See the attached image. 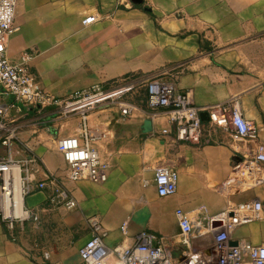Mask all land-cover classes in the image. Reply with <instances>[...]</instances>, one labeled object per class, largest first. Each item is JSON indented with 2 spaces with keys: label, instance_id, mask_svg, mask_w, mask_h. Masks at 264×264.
I'll list each match as a JSON object with an SVG mask.
<instances>
[{
  "label": "crops",
  "instance_id": "1",
  "mask_svg": "<svg viewBox=\"0 0 264 264\" xmlns=\"http://www.w3.org/2000/svg\"><path fill=\"white\" fill-rule=\"evenodd\" d=\"M15 22L19 30L8 42L10 60L17 63L21 54H34L30 71L54 97L66 100L95 85L159 75L189 92L202 110L239 108L264 144V0H143L141 5L132 0H18ZM128 100L135 107L128 117L104 105L89 118L98 134L94 146L111 166L109 180L101 185L66 177L58 142L77 134V116L62 120L45 110L37 122L38 114L30 113L35 123L20 132L14 158L37 157L39 179L58 177L78 208L50 207L48 190L32 194L26 204L39 212L41 223H27L12 241L0 221V264H83L79 252L92 238L88 220L93 216L104 225L106 247L113 250L133 244L143 231L176 239L178 211L200 235L209 219L225 210L227 197L237 204L258 201L264 208V163L256 161L257 142L208 120L201 145L180 143L163 134L171 130L166 112L149 119L145 88ZM24 111L14 113L16 121ZM146 121L152 123L150 133ZM246 164L254 172L248 183L236 170ZM159 168L178 171L175 195L158 196L154 177ZM225 184L229 196L221 192ZM232 238L244 252L264 245V209L259 221L237 229ZM107 264L118 263L110 256Z\"/></svg>",
  "mask_w": 264,
  "mask_h": 264
},
{
  "label": "built area",
  "instance_id": "2",
  "mask_svg": "<svg viewBox=\"0 0 264 264\" xmlns=\"http://www.w3.org/2000/svg\"><path fill=\"white\" fill-rule=\"evenodd\" d=\"M17 4L18 0H0V146L6 150V154L0 156V221L12 241L17 240V230L24 229L27 223H41L39 212L26 204V199L32 194L48 190L50 207L68 211L78 208L77 200L58 177L47 175L44 180L39 179L41 166L37 157L14 158L12 149L20 140L22 128L32 122L26 117L32 111L38 114L37 122L43 121L41 113L45 110L58 114L62 120L77 116V134L62 138L59 148L67 164L66 177L71 182L88 181L101 185L109 180L111 166L101 159L94 146L98 134L89 124L90 115L104 105H112L120 109L121 117L130 116L135 107L128 97L140 88L147 92L150 120L154 121L162 112L168 114L171 130H163L164 135H173L180 143L201 145L204 138L201 114L206 111L209 123L215 127L228 130L241 139L257 142L256 161L264 163V144L260 142L259 130L239 108L220 106L202 110L194 105L189 92L178 89L174 82L163 81L159 75H134L107 86L95 85L74 93L66 100L50 95L30 71L34 54H21L17 63L8 56L10 36L19 30L15 22ZM22 107L25 111L22 122L18 123L14 113ZM236 170L247 183L253 178L254 172L249 164L239 165ZM178 183L177 170H156L154 185L159 197L175 195ZM221 192L228 195L230 186L223 185ZM263 209L261 202L237 204L227 197L225 210L212 216L200 235H195L186 214L178 211L180 232L176 239L143 231L135 236L133 244L120 245L113 250L106 247L104 225L97 216H93L88 220L92 238L79 254L83 264H107L110 256H114L118 264H264V245L252 246L247 252L240 245H231L234 242L232 234L259 221ZM126 229L127 224H123V233ZM199 238L203 242L197 244Z\"/></svg>",
  "mask_w": 264,
  "mask_h": 264
},
{
  "label": "water",
  "instance_id": "3",
  "mask_svg": "<svg viewBox=\"0 0 264 264\" xmlns=\"http://www.w3.org/2000/svg\"><path fill=\"white\" fill-rule=\"evenodd\" d=\"M132 1H133L136 5H141V4H143V0H132ZM201 118H202V120H203L204 122L209 120L207 113H202V114H201ZM144 129H145V132H146V133H150V132L152 131V123H151V121H146V122L144 123ZM231 245H232V246H237V243H236V242H233Z\"/></svg>",
  "mask_w": 264,
  "mask_h": 264
},
{
  "label": "rangeland",
  "instance_id": "4",
  "mask_svg": "<svg viewBox=\"0 0 264 264\" xmlns=\"http://www.w3.org/2000/svg\"><path fill=\"white\" fill-rule=\"evenodd\" d=\"M18 116H19V117H18L19 119L17 120V122L20 123V122H22L23 114H19ZM26 117H27V118H30L31 120L35 118V116H34V117H31V116H29L28 114L26 115ZM32 123H35V122H34V121L30 122L31 125H34V124H32ZM30 124H29V125H30ZM22 129H23V128H22ZM21 131H22V130H21ZM60 140H61V139H59V142H58V147H59V148H60ZM19 141H20V140H19ZM20 142H21V141H20ZM4 154H5L4 148L0 146V156H2V155H4ZM209 242H211V241H209Z\"/></svg>",
  "mask_w": 264,
  "mask_h": 264
}]
</instances>
